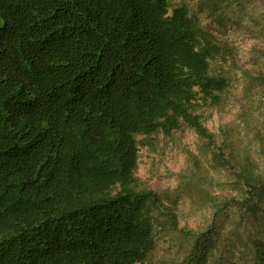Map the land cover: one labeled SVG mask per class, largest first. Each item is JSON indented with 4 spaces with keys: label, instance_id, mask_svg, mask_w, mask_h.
Instances as JSON below:
<instances>
[{
    "label": "trees",
    "instance_id": "trees-1",
    "mask_svg": "<svg viewBox=\"0 0 264 264\" xmlns=\"http://www.w3.org/2000/svg\"><path fill=\"white\" fill-rule=\"evenodd\" d=\"M192 1L253 35L250 65L185 2L0 0V264H148L161 236L183 248L171 264H223L236 246L264 264V13ZM234 70L237 115L213 130ZM158 136L187 156L174 194L213 210L200 230L139 175Z\"/></svg>",
    "mask_w": 264,
    "mask_h": 264
},
{
    "label": "rangeland",
    "instance_id": "rangeland-1",
    "mask_svg": "<svg viewBox=\"0 0 264 264\" xmlns=\"http://www.w3.org/2000/svg\"><path fill=\"white\" fill-rule=\"evenodd\" d=\"M174 2L187 3L190 7L192 16L197 17L206 29L214 32L220 38L230 41L239 51L242 64L250 65L251 61H249L248 52L251 46L256 42L252 34L231 25L226 27L216 25L205 13L198 10L195 2L192 0H174ZM249 11L254 12L256 17L262 12L264 13V0H255L254 3L251 4ZM253 27L257 32L264 27L263 16L259 19V24H254ZM229 79L230 98L227 107L221 112L212 110H206L205 112L207 118L205 124L213 130H216L221 125L227 126L237 115L238 100L242 97L243 81L240 73L235 70L229 74ZM177 137H179V135ZM196 137L197 136L191 130H187L181 134V143L195 150L197 148ZM153 144V150L148 148L141 150L139 175L147 180L153 188L163 192L165 203L176 207L181 226L200 230L213 222L214 217L211 208L201 205L198 206V203L195 204V201H191V199L185 195L177 196L174 194L175 189L190 184L187 179L178 175V173L186 167L187 163V156L184 150H182L177 143L163 136H158ZM234 212L235 209L232 210L231 213ZM231 220L232 217L226 219V224ZM226 235L227 232L223 231L218 237L221 243L224 242L223 238H226ZM230 238L231 237H229V239ZM231 239H233V237ZM231 239L230 241H232ZM238 247L239 246H236L237 249H234L236 254L232 257L233 261L227 258L223 261V264H242L241 260H239L240 256L238 257ZM182 255L183 248L166 237L161 236L157 240L155 253L148 264H171L169 259L181 258Z\"/></svg>",
    "mask_w": 264,
    "mask_h": 264
}]
</instances>
